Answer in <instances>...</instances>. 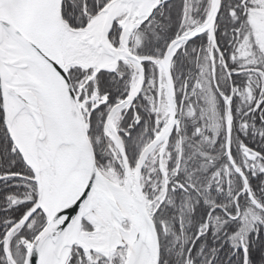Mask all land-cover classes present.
Returning <instances> with one entry per match:
<instances>
[{"label": "snow or ice", "instance_id": "6c2138e0", "mask_svg": "<svg viewBox=\"0 0 264 264\" xmlns=\"http://www.w3.org/2000/svg\"><path fill=\"white\" fill-rule=\"evenodd\" d=\"M0 264H264V0H0Z\"/></svg>", "mask_w": 264, "mask_h": 264}]
</instances>
